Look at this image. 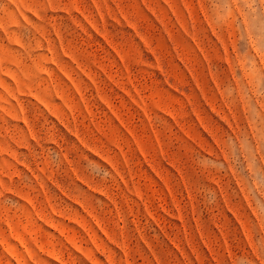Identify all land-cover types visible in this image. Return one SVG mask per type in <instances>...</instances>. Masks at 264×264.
<instances>
[{"label": "rangeland", "instance_id": "obj_1", "mask_svg": "<svg viewBox=\"0 0 264 264\" xmlns=\"http://www.w3.org/2000/svg\"><path fill=\"white\" fill-rule=\"evenodd\" d=\"M0 264H264V0H0Z\"/></svg>", "mask_w": 264, "mask_h": 264}]
</instances>
